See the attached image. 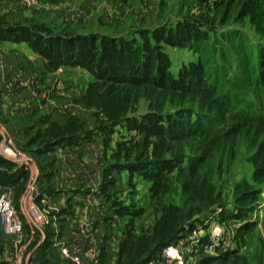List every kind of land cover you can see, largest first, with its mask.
<instances>
[{
    "label": "trees",
    "instance_id": "trees-1",
    "mask_svg": "<svg viewBox=\"0 0 264 264\" xmlns=\"http://www.w3.org/2000/svg\"><path fill=\"white\" fill-rule=\"evenodd\" d=\"M37 1L55 4L63 0ZM240 1L237 4L228 1L224 7L215 4L212 25L202 23L207 30H202L200 24L180 22L174 30L163 26L159 32L139 33L142 42L134 46L106 36L53 34L34 20L9 27L0 24V42L26 43L47 61V71L60 66L79 67L95 76L79 101L103 114L109 128L122 124L123 120L129 130L137 129L153 139L155 156L156 148L158 157L170 153L171 160L166 162L140 157L130 160L126 154V162L119 163L116 152L115 161L109 164V170L127 171L130 179L137 176L147 183L148 207L154 218L151 226L138 230L134 217H140V212L146 209L132 211L122 207L119 201L114 202L118 216H129L118 249V264H145L157 258L179 233L186 231L183 225L192 218L224 206L221 191L214 182L219 165L215 168L213 164L218 157L234 161L239 144L246 143L255 149L252 180L264 181V44H250L248 35L240 30L219 29L209 33L217 25L224 26L230 21ZM245 9L244 5L236 12V21L243 19ZM263 9L264 0L259 11ZM161 42L174 49L194 51L197 61L181 68L175 76L168 55L159 48ZM116 64L128 67L129 71L122 72ZM140 102H145L151 112L138 121L128 118L126 115L135 112ZM69 126L79 127L71 123ZM71 139L62 135L52 140L37 133L27 142V151L46 181L53 164L48 153L55 145ZM185 151L188 154L183 156V160L186 158L183 165L181 155ZM28 178V172L0 155V181L17 185L21 194ZM235 194L234 211L230 214L234 220H245L250 212L262 210L261 189L238 184ZM168 195H177L179 203L167 200ZM256 226L253 222L241 225L237 231L240 239L237 249L207 257L203 264H250L238 247H245L244 238ZM48 238L46 232L45 241L36 251L44 254L48 250ZM105 257L102 248L100 260Z\"/></svg>",
    "mask_w": 264,
    "mask_h": 264
},
{
    "label": "rangeland",
    "instance_id": "rangeland-1",
    "mask_svg": "<svg viewBox=\"0 0 264 264\" xmlns=\"http://www.w3.org/2000/svg\"><path fill=\"white\" fill-rule=\"evenodd\" d=\"M228 1L237 4V0H63L55 4L39 2L37 6H25L23 8L28 10L29 16L22 19V23L33 20L39 21L42 26L49 28L53 34L106 36L128 41L130 45L134 46L142 42L139 33L159 32L163 26L174 30L180 22H190L193 25L200 24L202 30H207L202 23L205 22L208 26L212 25L211 18L216 12L215 4L219 3L224 7ZM250 1L252 2L251 6ZM262 3L263 0H241L239 8L234 11L230 21L224 26L217 25V28L209 30V33L215 32V30L218 32L219 29L222 32L240 30L243 34L248 35L250 44L257 42L264 44V9L259 11ZM244 5L246 6L244 17L242 20L236 21V12L239 9L242 10ZM159 48L168 55L171 63V73L175 76L181 68L188 67L191 63L197 61V54L194 51L174 49L164 45L163 42L159 44ZM116 66L122 72L129 71L126 66L120 67V64H116ZM74 72L76 74L73 73V75L79 76L83 84H85V76L88 77V83L95 77H92L89 71L86 72L82 68L75 69ZM62 91L60 89L58 92ZM60 97L64 98V95ZM66 99L68 98L66 97ZM150 112L147 104L140 102L135 112L128 113L126 116L138 121L141 120L143 115ZM123 122L122 120V124L109 128L110 124L103 114L94 108L88 110V129L91 130L88 136V163L90 164L89 168L94 169L88 175L95 177L96 172H100L102 167H106L107 175L104 174L106 179L102 184L106 188L110 185L113 186L115 182L119 185L122 183L120 182V173L116 174L115 179L113 177L112 180L108 178L111 171L109 170V164L115 161L114 151L119 155V163L126 162V154H129L130 160H133V158L135 160L136 157H140L142 160L160 159L165 160V162L171 160L170 153L158 157L157 148L155 156L153 139L147 138L137 129L129 130ZM16 151L33 159L29 152L20 148ZM254 153L255 149L250 148L246 143H241L238 146L234 161H229L224 157H218L215 160L213 166L217 168V165H219V169H215L214 182L221 191L222 201L225 205L217 209H210L200 218L194 217L183 225V230L186 231L179 233L172 244H180L184 248L187 258L185 264H193L198 261L203 264L205 258L215 256V253L221 255L224 250L237 249L240 240L237 237L238 228L243 224H247V222L257 223V226L248 238H244L245 247H238V251L247 255L250 264H264V181L255 183L252 180L254 168L252 161L256 159ZM187 154L188 152L185 151L184 155H181L183 165L186 161V158L183 160V156ZM163 172H167V169H164ZM138 178L136 176L137 183L134 185L136 190L131 185L127 186L129 201L131 200L127 208H131L132 211L141 207L147 208V212H140V217H134L133 221L139 230L141 227L151 226L154 218L153 212L148 207L150 206L148 185L141 178ZM238 184H249L255 189L262 190L260 196L262 210L250 212L246 219L243 218L241 221L234 220L230 215L234 211L235 186ZM174 188L177 189L178 187ZM112 194H121V192ZM102 195L103 198H106L108 194L104 193ZM109 196L114 197V195ZM120 196L123 198V192ZM167 200L179 203L177 195H168ZM17 202V200L15 202L14 197L15 206L21 212ZM103 202L105 201L102 200V207H104ZM134 207L137 209H134ZM23 220L25 229L27 231L33 230L27 228L24 216ZM216 227L221 230V235L214 240L212 229ZM212 244L214 245V251L209 249ZM27 251L25 249L22 252L21 260ZM100 263L107 264L106 260L100 261Z\"/></svg>",
    "mask_w": 264,
    "mask_h": 264
},
{
    "label": "crops",
    "instance_id": "crops-1",
    "mask_svg": "<svg viewBox=\"0 0 264 264\" xmlns=\"http://www.w3.org/2000/svg\"><path fill=\"white\" fill-rule=\"evenodd\" d=\"M38 4V1L34 4V0H0L1 26L22 23V19L29 16L28 10L23 8ZM46 63L24 42H0L1 142L5 141L12 149L28 152L26 144L37 133L52 140L62 135L73 138L71 142L55 145L48 153L53 162L49 180L40 174L34 158L29 157L36 171L34 176L29 175L21 194L17 185L0 181V192L4 188L14 192L19 213L25 217L27 228L33 229L28 230L34 239L24 253L22 264H69L61 255L59 246L72 241L83 219L93 223L96 234L102 237L101 249L105 250L107 264H118V249L129 216H118L114 202L119 201L122 207H128L131 200L127 186L136 190V176L130 179L127 171L111 169L108 178L115 179L120 173L122 183L115 182L106 188L102 186L106 179L104 174L107 175L106 167L96 172L95 177L88 175L94 170L88 163L90 109L79 101L85 94L88 77L85 76L83 84L79 76L73 75L78 67L63 66V72L57 74L54 70L47 71ZM60 89L63 91L58 92ZM62 95L64 98L60 97ZM70 123L79 127L75 129L69 126ZM116 192H123V198L121 194H112ZM104 193L108 194L106 198L102 197ZM109 195H114L117 200ZM102 200L105 201L104 207L101 206ZM46 232L49 233L50 247L41 254L36 249L45 241ZM10 254V238L0 225V264H10ZM157 258L145 264H165Z\"/></svg>",
    "mask_w": 264,
    "mask_h": 264
},
{
    "label": "built area",
    "instance_id": "built-area-1",
    "mask_svg": "<svg viewBox=\"0 0 264 264\" xmlns=\"http://www.w3.org/2000/svg\"><path fill=\"white\" fill-rule=\"evenodd\" d=\"M36 2L37 0H34V4ZM62 72L63 66L55 70L57 74ZM16 150L7 145L5 141L0 144V155L4 159L14 162L18 167L28 172L30 176H34L36 171L34 162L26 154ZM0 225L3 233L10 238V264H22L21 254L30 246L34 235L25 229L23 217L14 203V193L8 188H4L0 192ZM220 235L221 230L218 227L212 229L214 240ZM101 247L102 237L96 234L93 223L83 219L78 224L72 241L60 245L59 249L61 255L69 264H99ZM209 249L214 251V245H210ZM215 254L219 255L220 253ZM158 258L165 264H185L187 259L185 250L180 244H171L164 247L158 254ZM193 264L200 263L198 261Z\"/></svg>",
    "mask_w": 264,
    "mask_h": 264
}]
</instances>
